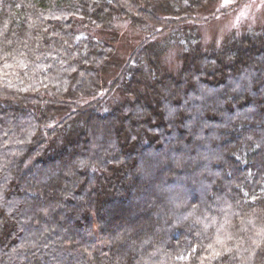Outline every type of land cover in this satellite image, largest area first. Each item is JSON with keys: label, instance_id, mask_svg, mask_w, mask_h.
Segmentation results:
<instances>
[{"label": "trees", "instance_id": "obj_1", "mask_svg": "<svg viewBox=\"0 0 264 264\" xmlns=\"http://www.w3.org/2000/svg\"><path fill=\"white\" fill-rule=\"evenodd\" d=\"M223 1L0 0V264H264V20L211 41Z\"/></svg>", "mask_w": 264, "mask_h": 264}, {"label": "rangeland", "instance_id": "obj_2", "mask_svg": "<svg viewBox=\"0 0 264 264\" xmlns=\"http://www.w3.org/2000/svg\"><path fill=\"white\" fill-rule=\"evenodd\" d=\"M223 2L229 8L228 13L219 14L216 19L203 23L205 24L204 34L211 41L214 38L221 40L225 32H228L236 25H241L243 22L260 24L264 20V0H227V3L224 0ZM233 6L234 8H232ZM135 31L138 34V31L130 26L122 27L121 40L118 44L121 54L129 53L131 45L140 38L134 36ZM176 60L175 57L171 59L172 63L169 62L172 69H176L178 66Z\"/></svg>", "mask_w": 264, "mask_h": 264}, {"label": "snow or ice", "instance_id": "obj_3", "mask_svg": "<svg viewBox=\"0 0 264 264\" xmlns=\"http://www.w3.org/2000/svg\"><path fill=\"white\" fill-rule=\"evenodd\" d=\"M225 3H227V0H225Z\"/></svg>", "mask_w": 264, "mask_h": 264}]
</instances>
